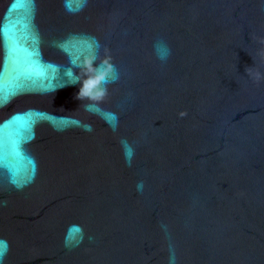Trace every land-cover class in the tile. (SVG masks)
Returning a JSON list of instances; mask_svg holds the SVG:
<instances>
[{
    "label": "water",
    "instance_id": "water-1",
    "mask_svg": "<svg viewBox=\"0 0 264 264\" xmlns=\"http://www.w3.org/2000/svg\"><path fill=\"white\" fill-rule=\"evenodd\" d=\"M0 264H264V0H0Z\"/></svg>",
    "mask_w": 264,
    "mask_h": 264
},
{
    "label": "snow or ice",
    "instance_id": "snow-or-ice-1",
    "mask_svg": "<svg viewBox=\"0 0 264 264\" xmlns=\"http://www.w3.org/2000/svg\"><path fill=\"white\" fill-rule=\"evenodd\" d=\"M3 248H2V242H0V252H2Z\"/></svg>",
    "mask_w": 264,
    "mask_h": 264
}]
</instances>
